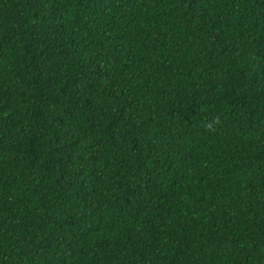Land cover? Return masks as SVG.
<instances>
[{
  "label": "trees",
  "instance_id": "obj_1",
  "mask_svg": "<svg viewBox=\"0 0 264 264\" xmlns=\"http://www.w3.org/2000/svg\"><path fill=\"white\" fill-rule=\"evenodd\" d=\"M0 264H264V0H0Z\"/></svg>",
  "mask_w": 264,
  "mask_h": 264
}]
</instances>
